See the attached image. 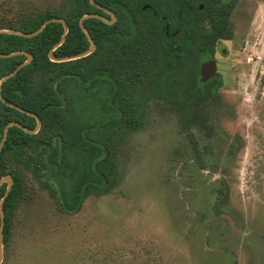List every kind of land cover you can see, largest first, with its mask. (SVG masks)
Segmentation results:
<instances>
[{
	"label": "rangeland",
	"instance_id": "obj_1",
	"mask_svg": "<svg viewBox=\"0 0 264 264\" xmlns=\"http://www.w3.org/2000/svg\"><path fill=\"white\" fill-rule=\"evenodd\" d=\"M0 9L18 21L65 15L69 7L65 0H0ZM227 21L215 93L199 116L182 118L169 89L157 98L150 87L124 105L115 91L116 112L141 105L132 109L135 120L117 117L88 135L102 143L114 125V187L67 214L57 193L33 186L13 211L1 264H264V4L236 0ZM102 87L89 89L82 110L96 102L101 110L88 112L87 124L114 114Z\"/></svg>",
	"mask_w": 264,
	"mask_h": 264
},
{
	"label": "trees",
	"instance_id": "obj_2",
	"mask_svg": "<svg viewBox=\"0 0 264 264\" xmlns=\"http://www.w3.org/2000/svg\"><path fill=\"white\" fill-rule=\"evenodd\" d=\"M94 1L99 5L103 4V0ZM107 1L111 6L116 3V0ZM235 1H192L195 5L194 13L201 16V20L209 19L211 22L208 30L199 33L203 44L216 38H229L230 30L227 28L226 19ZM261 1L264 4V0ZM65 5H68L69 10L60 16L46 13L28 15L14 21V18L0 14V30L33 33L48 19H63L67 26V33L61 43L64 28L57 22L47 24L40 33L30 38L0 33V54L23 52L0 58V79L26 60L24 53L32 56L30 63L3 82L0 91L4 101V103L0 101V143L4 127L9 122H17L24 128L23 130L17 126H10L0 149V179L7 175L12 178L11 188L2 203L3 247L9 234L13 211L18 203L29 197L28 192L33 186L53 196L57 193L58 205L67 214L76 213L88 195L100 196L110 192L114 187L116 182L114 159L109 148L112 144L111 135L115 132L112 128L114 125L107 130L108 135L102 143L97 137L89 139L88 135L112 124L117 117L120 123L133 122L137 113L132 109L137 107L139 111L141 105L136 104L134 107L130 106L129 102V105L118 112L87 124L84 116L88 111L85 113V110H82L85 106L84 101L88 99L86 89L103 77L101 75L104 70L109 75L106 78L112 89L119 86L121 79L124 92L120 95V102L123 105L132 99V94H140L150 87L154 88L152 95L157 98L162 91L169 89V104L182 118L191 121L199 116L198 111L203 110L207 104L206 100L215 93L214 84L200 83L198 78L191 76L190 66L193 64L194 52L199 44L198 32L186 31L178 35L183 37L186 52L183 71L186 76H150L158 72L148 65V59L155 58L151 49H132L131 52L125 50L121 60L118 56L119 49L113 43L106 48L104 63L103 31H107L110 40L114 42L115 39L111 38L115 35L113 26H106L98 17L93 16L82 21L83 32L79 27V19L86 14H100V10L94 8L88 0H65ZM186 23L196 25L198 18H187ZM86 35L95 44L94 51L89 55L61 62L49 60V53L54 59L63 60L87 52L90 42ZM181 55L178 52L174 58V63L178 64L179 68L182 64ZM120 62L124 76H115L120 68ZM73 83L77 84L76 91L72 90ZM193 89L197 90L199 97L192 93ZM113 95V92L106 95L104 102L108 109L109 105L111 107L114 105ZM88 110L91 113L95 112L90 108ZM27 113L33 114L37 119ZM38 121L40 122L38 131L28 132L36 129ZM5 186V183L0 186V200Z\"/></svg>",
	"mask_w": 264,
	"mask_h": 264
},
{
	"label": "flooded vegetation",
	"instance_id": "obj_3",
	"mask_svg": "<svg viewBox=\"0 0 264 264\" xmlns=\"http://www.w3.org/2000/svg\"><path fill=\"white\" fill-rule=\"evenodd\" d=\"M192 1L190 2L187 0H161L160 2L156 3L155 0L154 1L153 0H116V3L111 6V3H109L107 0H103L102 5L97 4L93 0V2L96 5H98L99 8L93 6L92 4L91 5L94 8L100 10V14H86V15H93L94 17H98L106 26H111V27L113 26V30L115 32V35L111 36V38L115 39V41L112 42L109 38L107 31H103L104 41L102 46L103 47L102 55L104 58V63L106 57V48L113 43L119 49L118 56L121 60L123 58V54L125 53V50H130L131 52L132 49L148 48L152 50L153 52L152 55H155V58L150 57L151 59H148L149 61L148 65L152 68H155V70L158 71L157 74L153 73L150 76H186L185 74H183L184 64H185L184 56L186 52L183 45V37H181V35L178 37V35L181 33L184 34L186 31H196L198 32L197 39L199 44L196 47V51L194 52V55L196 56H194L195 59L193 60V64L190 66L192 72L191 76H195L194 77L195 79L198 78L200 83L212 84L215 80L216 68L218 66V64L214 62L216 61L217 46L218 44L224 43L227 39L216 38L211 42H207L205 44L201 42V35L199 36V33L201 31L208 30L211 27V22L209 19L201 20V16H197V14L194 13L193 8L195 5L192 3ZM199 8L201 9L202 5H200ZM187 18H191V19L198 18V23L196 25H188L186 23ZM226 23L228 28V21ZM79 27L83 29L82 23L81 26L79 24ZM86 36L88 37V35ZM90 40L92 39L89 38V42ZM90 47H91V42H90ZM94 49H95V44H94ZM177 49H179L178 52L182 54L180 56L182 58V64L180 68L178 64L174 63L175 60L174 58L178 53ZM181 49L183 50L180 51ZM198 49L200 51L198 52V54H196ZM219 53L224 56L227 54V51L225 48H221L219 50ZM171 54H173V56H171ZM208 61L214 62L215 71L211 75V77H209L205 81H201V76H203L200 73L201 67L202 65H205ZM207 70L208 68H204L203 70L204 75L208 74ZM101 76L103 77L100 78L99 81L95 83V85L89 87L87 86L88 89H86V95L88 96V99L91 97V95L88 94L89 89L90 90L95 89L97 83L100 82L106 92H110V93L113 92L114 94L115 91L116 92L119 91L118 96L120 100V95H122V93L124 92L121 79L119 80V86L117 87L115 86L114 89H112L111 85L108 82L109 81L108 78H106V76L109 75L106 74L105 70ZM115 76H124L121 62H120V68L119 70L116 71ZM75 85L77 86V84L73 83L74 86V87L72 86L73 91H76ZM135 95L138 94L136 93L133 94V96ZM88 99H86V101H88ZM105 99L106 96L103 98V102L105 101ZM97 103L98 102H96V104L90 109L95 110V112H99L101 108L100 102L98 107H97ZM103 105L107 107L105 102L103 103ZM109 106H110L109 110L115 113L116 111L113 109L114 105L113 107H111V105ZM119 110H121L120 107L117 108V112ZM23 113H25V111ZM27 114L31 116L33 115L31 113H27ZM33 117L35 116L33 115ZM39 126H40V122L38 121L36 129H34L36 130V132L38 131ZM6 187L7 184L5 186V190ZM226 188L227 187L225 185L224 191H226ZM215 210L217 211V207L215 208ZM220 214L221 213H219L218 215Z\"/></svg>",
	"mask_w": 264,
	"mask_h": 264
},
{
	"label": "water",
	"instance_id": "obj_4",
	"mask_svg": "<svg viewBox=\"0 0 264 264\" xmlns=\"http://www.w3.org/2000/svg\"><path fill=\"white\" fill-rule=\"evenodd\" d=\"M89 2H90V4H92L93 6L99 8V6L96 5V4L93 2V0H89ZM90 17H93V15H84V16H82V17L80 18V20H79V24H80V26H81V23H82V21H83L84 19H86V18H90ZM52 22L60 23V24H62V26H63V28H64V33H63V36H62L61 41H60V43H61V42L64 40L65 33H66V31H67V26H66L64 20H62V19H48V20L44 21V22L41 24V26H40L35 32H33V33H20V32H17V31H11V30H0V33H8V34H14V35H18V36L25 37V38H30V37H33V36L37 35L38 33H40V32L43 30V28H44L47 24L52 23ZM82 30H83V29H82ZM83 31H84V30H83ZM90 42H91V47H90L89 51L86 52V53H84V54H81V55H78V56H75V57H72V58H69V59L56 60V59H54V58L52 57L51 53H49V54H48L49 59H50L51 61H53V62H61V61L75 60V59H79V58H81V57H85V56H87L89 53H91V52L93 51V49H94V43H93V41L90 40ZM60 43H59V44H60ZM21 53H23V52H14V53H10V54H0V58H7V57H11V56H13V55L21 54ZM24 54L26 55L27 60H26L25 62L21 63L19 66H17V67L11 72V73H9L8 75H5L4 77H2V78L0 79V91H1V86H2V84H3V82H4L6 79H9V78L13 77V76L16 74V72H17L20 68L24 67L25 65H27L28 63H30V61L32 60V56H31L29 53H24ZM204 68H208V70H207V73H208V74H205V75L203 74V70H204ZM214 71H215V67H214V62H213V61H208L205 65H202V67H201V72H200V73H201L203 76H201V81H205L206 79H208L209 77H211V75L214 73ZM0 101H1L2 103H4L3 99L1 98V95H0ZM12 107L15 108L14 106H12ZM19 111L24 112V111L21 110V109H19ZM32 116H33V115H32ZM10 126H17V127H20V128L23 129V127H22L20 124H18V123H15V122H10V123H8V124L4 127V130H3V138H2V141H1V143H0V149H1V147H2L3 142L5 141L7 129H8ZM30 132H31V133H34V132H36V130H34V131H30ZM4 182L7 184V187H6V190H5V192H4V195H3L2 199L0 200V264H1V259H2V243H1V233H2V228H3L2 203H3L4 199L6 198L8 192H9V190H10V188H11V185H12V178H11V176H8V175H7V176L2 177V178L0 179V186H1L2 183H4ZM227 195H228V189L226 188V191H225V194H224V198H223L224 200H223V201H225V199L227 198ZM219 217L222 218V219H224V220H226V221L228 222L229 226L231 227V229H232L233 231H235V232H240L237 228H235V226H234V221L232 220V218H231L230 216H228V215H226V214H220Z\"/></svg>",
	"mask_w": 264,
	"mask_h": 264
}]
</instances>
